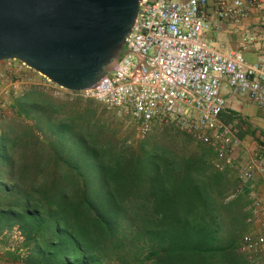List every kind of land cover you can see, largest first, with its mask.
I'll use <instances>...</instances> for the list:
<instances>
[{
    "label": "trees",
    "instance_id": "16d2710c",
    "mask_svg": "<svg viewBox=\"0 0 264 264\" xmlns=\"http://www.w3.org/2000/svg\"><path fill=\"white\" fill-rule=\"evenodd\" d=\"M15 107L35 113L44 131H61L39 142L28 127L18 135L0 128V234L18 227L29 249L23 264H248L239 243L221 237L240 198L214 199L225 178L203 161L145 144L134 154L118 150L85 116L59 120L36 90ZM158 175L168 180L162 199L151 191Z\"/></svg>",
    "mask_w": 264,
    "mask_h": 264
},
{
    "label": "built area",
    "instance_id": "2783aa9c",
    "mask_svg": "<svg viewBox=\"0 0 264 264\" xmlns=\"http://www.w3.org/2000/svg\"><path fill=\"white\" fill-rule=\"evenodd\" d=\"M262 5L264 0H141L113 69L94 88L77 92L129 113L139 138L151 132L154 122L172 126L214 151L215 170L234 171L233 196L246 193L249 201L247 229L238 244L248 264H264V194L253 188L264 179V156L259 149L247 151L238 129L220 115L227 106L224 90L264 111V60L248 63L241 50L219 51L208 40L216 29L209 8L214 19L239 25ZM254 40L245 35L242 48ZM13 69L0 67V122L11 111L12 99L29 88ZM239 152H247L245 161L237 160ZM1 246L22 263L29 255L17 226L1 233Z\"/></svg>",
    "mask_w": 264,
    "mask_h": 264
},
{
    "label": "water",
    "instance_id": "95a60500",
    "mask_svg": "<svg viewBox=\"0 0 264 264\" xmlns=\"http://www.w3.org/2000/svg\"><path fill=\"white\" fill-rule=\"evenodd\" d=\"M140 1L0 0V62L70 92L92 89L119 60Z\"/></svg>",
    "mask_w": 264,
    "mask_h": 264
},
{
    "label": "rangeland",
    "instance_id": "374dc122",
    "mask_svg": "<svg viewBox=\"0 0 264 264\" xmlns=\"http://www.w3.org/2000/svg\"><path fill=\"white\" fill-rule=\"evenodd\" d=\"M14 71L24 76L29 82V88L26 90H38L41 93V98H48L53 101L54 105L59 108L58 113H55V117L59 120L67 119L69 116H85L86 125L88 129L93 131L97 135L102 143H110L118 150L123 149L125 152L134 154L139 152L142 145L145 144V148L150 146H159L165 148L171 156H174L179 161L189 160L196 163L203 161L209 172H215L210 166V160L213 156L211 151L205 145L197 143L189 135L184 134L172 126L165 124H155L151 132L145 138H139L137 135V129L135 122L129 113L125 111H118L113 107H109L101 103L95 98H85L75 92H70L59 88L58 86L49 85L42 79L38 73L28 69L20 62H9ZM8 65V63H6ZM5 66V65H4ZM3 67V64H0ZM25 91V92H26ZM24 93V92H23ZM35 113H30L28 117L23 114H18L17 109L14 108L7 115L4 123L3 131L8 129L9 126H13L18 135L22 128L28 127L31 129L34 138L39 142H53L57 139V135L61 133L59 129H56V133H49L42 129L41 124L34 118ZM52 114V113H51ZM83 120H79V123H83ZM2 127V126H0ZM19 132V133H18ZM1 133V132H0ZM13 137V134H8ZM21 150L17 147L14 152V158L18 159ZM227 179V178H226ZM224 180L220 190H222V196L217 197L216 192L213 193L214 199H220L222 202L227 203L238 196H233L234 192L231 187L232 184L229 180ZM163 182L168 184V180L164 179L162 175H158L155 178L154 184H151V189L159 199L163 198L164 192L162 189ZM177 193L172 195L174 201ZM240 196V195H239ZM245 201H240L231 208V212L237 210L236 215L229 214V222L223 227V234L221 237L232 238L239 243L242 233L245 228V216L246 211ZM1 235V234H0ZM15 258L17 257L14 255ZM0 264H23L18 258L8 257L4 252L2 246L0 247Z\"/></svg>",
    "mask_w": 264,
    "mask_h": 264
},
{
    "label": "crops",
    "instance_id": "0c3cea01",
    "mask_svg": "<svg viewBox=\"0 0 264 264\" xmlns=\"http://www.w3.org/2000/svg\"><path fill=\"white\" fill-rule=\"evenodd\" d=\"M212 1V0H210ZM209 19L212 20V23L216 27V29L212 30L211 33L208 34V40L212 42V44L222 52L227 51H235L241 50L244 58L248 63H253L258 60H264V5L261 6L260 10L254 13L250 18L244 20L239 25H233L231 23L218 21L212 17V7L209 8ZM245 35L254 36L255 40L253 43L245 44L242 48L241 38ZM16 61H2L0 64L6 65V63ZM42 79L46 81L43 77ZM35 90V88H34ZM39 92L38 90H36ZM29 92V91H28ZM27 93H22L19 97L12 99L11 101V111L16 108V101L20 100ZM41 94V93H40ZM224 95L226 98V109L220 115V119L226 123L231 124L238 129V137L245 144L247 151H251L254 149L261 150L264 156V111L258 109L255 105L248 102L246 99L241 98L239 96H231L227 93V90H224ZM5 120L0 122V126L4 127ZM155 124H159L157 122L153 123L152 128ZM1 128V127H0ZM152 130V129H151ZM198 143V142H197ZM201 144V143H200ZM203 145V144H202ZM206 146V145H205ZM208 147V146H206ZM208 149L213 154L214 151L208 147ZM238 161H245L248 157L246 153H236L235 155ZM211 158V160H212ZM210 160V166L211 165ZM212 169L215 172H218L224 176L226 180H229L232 184V191L236 190L237 182L235 178L234 171L232 169H227L223 172H219ZM253 188L264 194V179L259 180L253 183ZM238 198L245 201L246 207L248 206V197L247 194L237 195ZM237 198V197H236ZM246 211L244 216L246 218ZM245 222V220H244ZM245 228L247 229L246 223ZM246 231V230H245Z\"/></svg>",
    "mask_w": 264,
    "mask_h": 264
}]
</instances>
